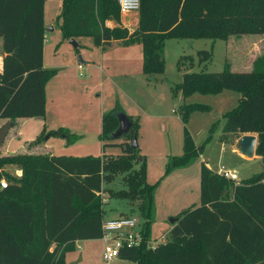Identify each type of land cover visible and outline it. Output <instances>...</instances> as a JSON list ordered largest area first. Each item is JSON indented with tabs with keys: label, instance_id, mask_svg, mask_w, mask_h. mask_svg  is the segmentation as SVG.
<instances>
[{
	"label": "trees",
	"instance_id": "trees-1",
	"mask_svg": "<svg viewBox=\"0 0 264 264\" xmlns=\"http://www.w3.org/2000/svg\"><path fill=\"white\" fill-rule=\"evenodd\" d=\"M137 26L129 30L120 21L118 0H61L56 21L62 38L90 36L105 47L118 39L142 45V70L151 75L165 68L163 46L169 37L227 39L231 34L261 33L264 36V0H140ZM44 0H0V116H44L45 86L58 67L43 65ZM114 20V24L107 23ZM199 61L211 51L198 50ZM181 57L193 58L181 54ZM224 88L240 93L237 103L223 112L221 140L230 142L242 132H256L255 152L263 168L235 181L200 164V201L183 208L171 223L168 236L150 243L156 182L146 178L145 155L133 145L139 119L128 114L131 126L115 141L121 105L101 115L102 146L119 145L121 152L97 155L18 152L0 154V264H68L65 252L75 240L102 234L106 194L128 199L141 219L142 240L120 248L119 257L137 264H264V53L250 70L231 69L224 61L218 71H184L172 90L184 96L194 91L216 93ZM203 102L179 106L184 124ZM218 120L209 129L211 138ZM45 125L31 140L44 139ZM49 135L65 137L67 143L80 133L66 126L50 128ZM183 151L168 155L166 171L186 166L201 152L186 125ZM139 162L134 167V162ZM14 164L21 174L4 168ZM123 172L122 187L109 186ZM136 200V201H135ZM125 213L123 211L120 212Z\"/></svg>",
	"mask_w": 264,
	"mask_h": 264
},
{
	"label": "rangeland",
	"instance_id": "rangeland-1",
	"mask_svg": "<svg viewBox=\"0 0 264 264\" xmlns=\"http://www.w3.org/2000/svg\"><path fill=\"white\" fill-rule=\"evenodd\" d=\"M138 13L137 10H129L122 12L121 15L124 19L133 20L134 17H138ZM78 39L79 44L76 47L69 39L62 38L57 21L54 22L53 30H49L46 35V61L51 64L50 66L58 67V71L50 78L49 84H52V90L60 88L64 82L69 81L64 91L60 90L59 94L63 101L62 105L68 109V114L62 117L59 112L51 111L46 121L49 127L66 126L70 130L80 133V136L67 143L65 137L55 134L49 135L50 128H45L43 131L45 138L42 141L33 142L44 143L43 145H48L56 153L63 152L71 155H97L103 151L105 153L121 152L119 145L108 144L103 147L104 139L99 137L100 132L96 136L84 135V129L77 124L79 107L82 106L81 111L87 110L88 102L83 105L80 103L81 101H87L89 98L93 101L95 98L102 97V102L97 104L95 112L96 120L100 123L102 112L112 108L118 99L127 114L134 113V116L139 119L140 125L136 140L140 153L145 155L146 178L149 182H156L154 211L150 223V243L156 244L158 241L167 238L168 228L171 224L169 217L175 216L183 209L181 206H171L183 196V192L188 186L190 187L187 191L194 189L192 177L185 173V169L177 167L166 171L165 167L169 154H179L183 151L184 125L188 128L197 145L202 146L204 144V148L201 150L202 156L213 167L216 168L221 163L225 167H234L239 180L263 168V160L260 154L243 156L242 152L237 151L230 144L225 145L224 143L227 141L220 139L224 122L222 114L237 103L240 95L238 91L224 88L216 93L194 91L184 96L180 89L173 91L169 87L170 84L181 80L184 71L201 69L218 71L223 68L224 61L228 62L231 69L250 70L253 61L264 53L263 34H231L227 39L202 36L194 38L196 40L191 44H189L190 38H166L163 46L165 68L162 73L157 75L156 80H152L150 75L142 72V48L139 42L129 45H123V43L115 45L114 43L113 47L102 51L93 43L92 37L80 36ZM202 48L211 51V57L208 60L199 61L198 50ZM101 52L105 55L103 62L98 60ZM129 53L133 56H129ZM183 53L189 54L193 58V62L189 58L181 57V65L178 67V57ZM124 55L129 56L128 65L126 68L119 69L123 67L120 59H123ZM79 57L83 60H89L90 57H93L97 61L95 77L91 81L86 80L83 73L82 75L79 74L80 70L76 63L82 62L84 66L86 65L84 61L79 60ZM99 66L104 69V72L100 70ZM106 72L109 73V76L106 75ZM93 82H100L101 84L98 87H93ZM194 101L206 103L209 107L192 110L184 124L179 106L183 102ZM216 120L218 122L212 131L211 138L206 141L210 126ZM60 121H63L62 124ZM9 122L12 123L9 125L4 139L0 142V154L32 150L33 148L29 146L31 141L28 142V140L36 138L41 132L45 123L44 120L36 117H17L13 120L1 117L0 129ZM17 128L18 135L15 134ZM116 138L118 140L123 139L122 137ZM41 150L37 149L35 152L48 151ZM195 160L200 162V155ZM138 164L139 162L135 161L134 167H137ZM4 166L7 171L16 174L14 166L17 165L5 164ZM191 166L189 165L188 168ZM1 178L6 177L2 176ZM122 183L123 172H119L108 185L118 188L122 187ZM105 197L107 201L104 205V218L115 217L121 211L139 216L137 210L130 208V204L134 205L135 202L130 203L126 198L110 197L107 194ZM169 207H171L172 212H169ZM97 242H100L98 246ZM94 244L93 253L97 264L111 262V260H105L102 253L103 239L95 241Z\"/></svg>",
	"mask_w": 264,
	"mask_h": 264
},
{
	"label": "crops",
	"instance_id": "crops-1",
	"mask_svg": "<svg viewBox=\"0 0 264 264\" xmlns=\"http://www.w3.org/2000/svg\"><path fill=\"white\" fill-rule=\"evenodd\" d=\"M60 3H61V0H44V14H43V17H44V26H45L44 43H43V65L44 66H50L51 65V64L47 63V61H46V45H45V43H46V35H47V33H48L49 30H53V28H54V22L56 21V15L58 14V12L60 10ZM121 13L122 12H120V14ZM138 17H139V13H138ZM138 17H136V18L134 17L133 20H127V19H124L122 17V15H121L120 21H121V23L123 25H126L129 28V30H132L138 24V21H137V18ZM107 23L114 24L115 21L112 20V19H110V20L107 21ZM50 24H52V25H50ZM60 33H61V31H60ZM79 37L80 36L74 37L76 39V41H77L76 47L79 44L78 43L79 42L78 41L79 40L78 39ZM185 38L186 39H189L187 37H185ZM195 40L196 39L193 38V42ZM114 43L116 45V44H119V43H122V42H120L118 39H115V40L112 41L111 44H109V45H107L105 47H102L101 45H97L95 43L94 44L96 46L100 47L102 51H106L107 48L109 49L110 47H113ZM130 44H132V43H130ZM141 48H142V45H141ZM141 54H142V58H143L142 50H141ZM104 56L105 55L103 54V52H101V56L98 58V60H100L101 62H103V60L105 58ZM126 56H128V55H124V58L123 59H120V60H122L123 67H120L119 69L126 68V65H128L127 62H129L128 61L129 56H133V55L131 53H129V56L128 57H126ZM106 58H108V56H106ZM142 58H141V69H142ZM109 59H112V57H109ZM79 60H82V61H84L86 63V65H85L86 67H85L82 62H78L77 61L78 63H81L82 64L81 68H79L78 67V63H76L77 68L80 70L79 71V74L82 75V73H83L85 75V79L91 81V79H93L95 77V71H96V68L95 67L98 65V63H96L97 61H95V59L93 57H90L89 60H85V59L83 60L81 57H79ZM114 61H115V59H114ZM99 68H100V70H102V72H104V69L103 68H101L100 66H99ZM1 69H2V54H0V71H1ZM83 70H84V72H83ZM142 72H143V70H142ZM158 74L159 73L154 74L155 77L152 80H156ZM106 75L109 76V73L106 72ZM50 81H51V79L49 81H47L46 86H45L46 110H45L44 116L24 117V118L36 117L37 119H41L42 121L44 120L45 123L43 124V126L45 125V128H55V127H49V125H48V123L46 121V118L51 113V111L52 112H59L62 117L65 116V114H68V109H65L64 106L62 105L63 104V101H62V99H60L59 94H60V90H62V92L64 91V88L68 85V82L69 81L68 82H64L61 85L60 88H57L55 90H52L53 86H52V84H49ZM100 84H101L100 82L99 83H94L93 84L94 85L93 87H98ZM172 85L173 84H170V86H169L170 89H172ZM116 101L120 104V102L118 101V99ZM86 102H88L87 103V110L86 111H81L82 106L79 107L80 109H79V112L77 114V118H78L77 124H78L79 127H81V128L84 129V132H83L84 135L92 134L93 136H96L97 133H99L100 130H101V117H100V123L97 122L96 116H95V112L97 110V104H101V102H102V97L100 96L98 98H95L93 101L91 100V98H89V99H87V101L83 100L80 103L84 105ZM121 107L123 109L122 111H124L125 110L124 107L122 105H121ZM98 110H99V108H98ZM128 114L134 115V113H128ZM1 117L2 116H0V118ZM19 117H22V116H19ZM62 122L63 121H60V124H62ZM17 131H18V128H17V130L15 132L16 135L19 134ZM248 132H251V131H248ZM243 133H247V132L240 133L238 136H235L234 139L232 141H230V142H225V141H222V142H225L224 143L225 145L226 144H230L231 146H233L234 149H236L237 151H239L238 148H237V146H236V140ZM251 133L256 134V132H251ZM256 137H257V135H256ZM31 140H33V139H31ZM31 140H28V142H30ZM115 141H120V140H118L116 138ZM256 141H257V138H256ZM37 142H30L29 146H31L30 148H33V149L32 150H29V151L26 150L25 152H35V150H37V149H42V150H48L46 152L49 153V154H65L63 152L56 153V152L52 151L51 148H49L48 145H46V144L43 145L44 143L39 144ZM200 147H201V150H202L204 148V144L202 146H200ZM42 152H44V151H42ZM102 153H105V152L103 151ZM116 153H118V152H108L107 154H116ZM241 154L243 156H247V155H245L243 153H241ZM199 155H200V162H197V160H195L194 163L191 162L190 164H188L186 166H181L180 167V168L185 169V173L188 174L189 177H192V182H194V184H193L194 185V189L187 191L188 188L190 187V186H188V188L184 190L183 196H181V198L174 205H172L171 207L181 206L182 208H185V207L189 206L192 203H198L200 201V164H201V161H205V163L210 168H212L213 170H216V171H219L221 168H229L232 171H236L234 167H225V166H223L222 163L220 165H218V167L215 168V167H213V165H211L209 163V161H207L202 156V153L201 152H200ZM254 155H257V153L255 152L252 156H254ZM189 165H192V166L190 168H188ZM16 167L17 166H14L15 171H16V174L17 175L21 174V168L20 167L19 168H16ZM4 168H5V166H4ZM242 178H245V177H242ZM195 183H196V186H195ZM193 190H195V191L193 192ZM171 207L168 208L169 209V212H172L171 211ZM170 227H171V224H170L169 228ZM99 239H102V238L101 237H96V238H80V239H76L75 240L74 249L65 252V261H66V263H68V264H97V262H96V260L94 258V253H93L94 247L93 246L95 245L94 244L95 241H99ZM99 243L100 242H97V246H98ZM101 250H102V253H103V247H102ZM110 260H111V262H108L106 264H137V262L134 261V260L122 258V257H119V256H116V257H114V258H112ZM110 260H107V261H110Z\"/></svg>",
	"mask_w": 264,
	"mask_h": 264
},
{
	"label": "built area",
	"instance_id": "built-area-1",
	"mask_svg": "<svg viewBox=\"0 0 264 264\" xmlns=\"http://www.w3.org/2000/svg\"><path fill=\"white\" fill-rule=\"evenodd\" d=\"M118 4L120 12L138 10L140 0H118ZM81 66L82 64L78 63V67ZM218 172L235 181L239 180L238 173L229 168H221ZM0 184L5 186L6 178H0ZM101 228L100 237L104 241L103 255L106 260L118 256L121 247L134 246L142 240L141 219L134 213H121L115 217L103 218Z\"/></svg>",
	"mask_w": 264,
	"mask_h": 264
},
{
	"label": "water",
	"instance_id": "water-1",
	"mask_svg": "<svg viewBox=\"0 0 264 264\" xmlns=\"http://www.w3.org/2000/svg\"><path fill=\"white\" fill-rule=\"evenodd\" d=\"M69 40L74 44V46L77 45V41L74 37H71ZM192 42H193V38H190L189 44H191ZM154 77H155L154 74L150 75L151 79H154ZM117 115H118V126L112 133V136L114 138L119 137L122 133L128 131L131 126V120L129 119L127 113H125L124 111H119ZM11 123L12 122L7 123L4 127L0 129V142L4 139V136L8 131L9 125ZM256 138H257L256 134L251 132L241 134L236 140V146L238 150L247 156H252L255 153ZM136 139L137 137L134 136L133 145L137 144ZM175 219L176 216L169 217L171 223H173Z\"/></svg>",
	"mask_w": 264,
	"mask_h": 264
}]
</instances>
